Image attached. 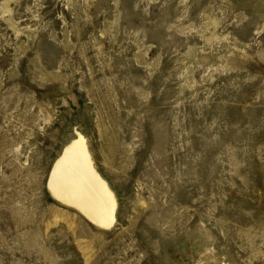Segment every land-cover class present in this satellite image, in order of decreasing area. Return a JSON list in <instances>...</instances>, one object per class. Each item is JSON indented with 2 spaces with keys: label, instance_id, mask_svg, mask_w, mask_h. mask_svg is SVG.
<instances>
[{
  "label": "rangeland",
  "instance_id": "374dc122",
  "mask_svg": "<svg viewBox=\"0 0 264 264\" xmlns=\"http://www.w3.org/2000/svg\"><path fill=\"white\" fill-rule=\"evenodd\" d=\"M0 264H264V0H0Z\"/></svg>",
  "mask_w": 264,
  "mask_h": 264
},
{
  "label": "bare ground",
  "instance_id": "6f19581e",
  "mask_svg": "<svg viewBox=\"0 0 264 264\" xmlns=\"http://www.w3.org/2000/svg\"><path fill=\"white\" fill-rule=\"evenodd\" d=\"M77 137L54 164L49 187L56 197L77 207L97 225L109 227L115 220L116 198L93 165L87 138Z\"/></svg>",
  "mask_w": 264,
  "mask_h": 264
}]
</instances>
